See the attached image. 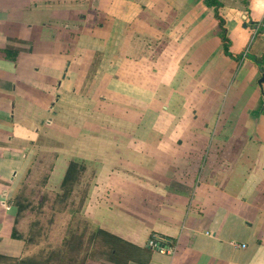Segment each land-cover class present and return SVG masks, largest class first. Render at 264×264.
<instances>
[{
  "label": "crops",
  "instance_id": "obj_1",
  "mask_svg": "<svg viewBox=\"0 0 264 264\" xmlns=\"http://www.w3.org/2000/svg\"><path fill=\"white\" fill-rule=\"evenodd\" d=\"M218 2L228 52L204 0H0V264L39 155L120 238L85 264H264V0Z\"/></svg>",
  "mask_w": 264,
  "mask_h": 264
},
{
  "label": "rangeland",
  "instance_id": "obj_2",
  "mask_svg": "<svg viewBox=\"0 0 264 264\" xmlns=\"http://www.w3.org/2000/svg\"><path fill=\"white\" fill-rule=\"evenodd\" d=\"M42 157L39 155L26 174L14 199L21 206L19 227L27 245L26 257L52 256L55 252L60 256V262L67 264L70 254L74 261L84 255L86 242L93 231L82 212L91 183L80 178L71 192L63 195L59 181L48 179V157ZM90 250L98 251L99 246Z\"/></svg>",
  "mask_w": 264,
  "mask_h": 264
},
{
  "label": "trees",
  "instance_id": "obj_3",
  "mask_svg": "<svg viewBox=\"0 0 264 264\" xmlns=\"http://www.w3.org/2000/svg\"><path fill=\"white\" fill-rule=\"evenodd\" d=\"M205 3L209 6H213L215 9V15L219 20V25L221 29V38L223 41V47L225 52H228L227 46H228V39L226 36V30L222 26L223 19L219 16L217 7H218V0H204ZM258 65L261 67L264 65V56H259L255 58ZM84 169V166L81 163H78L77 161L71 160L67 166V169L65 171L64 177L61 181V188L63 189V195L67 196L72 189V186L74 183L78 180V175L80 172ZM20 210H21V206ZM14 236H18L16 230L14 229ZM120 241V238L117 236H114L113 234L109 233L108 231L101 229V228H95L91 232L86 245H85V252L84 255L81 256L77 261L72 260L73 256L70 254L68 263L67 264H85L86 261L89 258H93L96 254L99 253L101 255H104L106 259L110 260L111 255L113 256L117 251V242ZM96 245L99 246V250L93 252V250H90L92 247H95ZM87 246V247H86ZM95 254V255H93ZM93 255V256H92ZM76 260V259H75ZM74 262V263H72ZM14 264H63L60 262V256L57 253H53L52 256H45V257H23L19 260H16Z\"/></svg>",
  "mask_w": 264,
  "mask_h": 264
},
{
  "label": "built area",
  "instance_id": "obj_4",
  "mask_svg": "<svg viewBox=\"0 0 264 264\" xmlns=\"http://www.w3.org/2000/svg\"><path fill=\"white\" fill-rule=\"evenodd\" d=\"M264 28V22L257 23L255 30ZM150 249L158 250L161 253L174 254L176 246L171 239L162 236H152L147 241Z\"/></svg>",
  "mask_w": 264,
  "mask_h": 264
},
{
  "label": "water",
  "instance_id": "obj_5",
  "mask_svg": "<svg viewBox=\"0 0 264 264\" xmlns=\"http://www.w3.org/2000/svg\"><path fill=\"white\" fill-rule=\"evenodd\" d=\"M263 82H264V72H262L261 77L258 79V85L261 86Z\"/></svg>",
  "mask_w": 264,
  "mask_h": 264
}]
</instances>
